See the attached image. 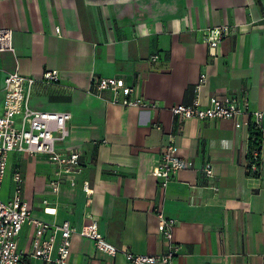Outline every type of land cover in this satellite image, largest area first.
<instances>
[{"label":"crops","instance_id":"0c3cea01","mask_svg":"<svg viewBox=\"0 0 264 264\" xmlns=\"http://www.w3.org/2000/svg\"><path fill=\"white\" fill-rule=\"evenodd\" d=\"M105 6L114 23L102 22L90 0H0V27L13 31L14 48L0 53V89L15 72L34 78L29 107L69 113V136L58 149L77 150L83 161L76 186L63 183L53 195L44 158L9 153L0 199L9 200L20 172L23 199L44 223L80 228L94 221L118 249L160 255L166 244L157 234L158 209L176 223L172 240L179 251L171 264H264V173L249 175L248 127L235 129L227 120L180 122L169 111L193 103L204 72L202 107L212 96L244 94L253 110L264 112V0H134L132 12L122 3ZM223 25L236 34L224 38L212 58L201 34ZM46 71H55L57 81L42 82ZM94 77L121 78L160 110L112 105L109 93L89 92ZM3 99L1 90L0 113ZM169 137L179 156L211 163V175L185 170L167 185L151 176ZM83 182L92 196L82 192ZM30 235L26 227L19 235L23 251ZM69 260L128 264L77 235Z\"/></svg>","mask_w":264,"mask_h":264},{"label":"built area","instance_id":"2783aa9c","mask_svg":"<svg viewBox=\"0 0 264 264\" xmlns=\"http://www.w3.org/2000/svg\"><path fill=\"white\" fill-rule=\"evenodd\" d=\"M59 35V28L55 29ZM236 34L235 27L223 25L208 28L201 34V42L207 47L209 56L215 57V52L224 38ZM13 31L0 27V53H14L12 46ZM161 54L151 57V62H159ZM45 83L57 81L55 71H46L41 77ZM206 82V74L199 75L195 86L197 97L191 105H176L169 109L178 121L195 119L203 122L227 120L233 123L235 129L254 126L260 135V149L253 150L248 160L249 175L264 173V112L253 110L247 96L225 94L212 96L206 107H202L198 99V91ZM36 80L23 76L18 72L9 74L3 80L4 99L0 113V191L6 173V162L9 153L16 152L30 157H42L51 169V179L47 187L51 194L57 195L59 187L67 183L76 186V177L81 173L83 161L77 150L61 152L59 144L67 141L69 136L68 123L71 115L65 112H43L29 107V100ZM89 92L99 96L107 92L108 102L121 108H138L142 110H160L155 102L135 95L134 88L127 86L118 77H94ZM160 130V126H155ZM211 163L200 165L178 154V148L169 137L164 144V152L151 169V176L163 185L171 182L181 171L191 170L211 175ZM13 192L7 202L0 199V264H23L27 261H39L42 264H74L69 260L70 241L74 235L90 240L95 249L107 256L121 254L128 264H171L178 254L179 247L173 243L175 221L167 219L157 209V234L166 244V250L160 255L133 254L122 251L110 244L101 235L94 221L80 228L65 221L59 225L44 223L34 218L31 208L23 199V178L20 172L14 173ZM82 192L90 197L93 191L87 182H83ZM89 202V201H88ZM48 205V201H42ZM88 219L91 220L89 216ZM26 227L30 229V242L27 251L18 246V238Z\"/></svg>","mask_w":264,"mask_h":264},{"label":"rangeland","instance_id":"374dc122","mask_svg":"<svg viewBox=\"0 0 264 264\" xmlns=\"http://www.w3.org/2000/svg\"><path fill=\"white\" fill-rule=\"evenodd\" d=\"M94 6H96V10L99 13L100 16V20L103 21H110L111 23H114V21L112 20L113 18L111 16H109L107 14L108 10H107V6H105L107 3L110 5H114L115 7L118 3H122L126 6H124V8H127L126 11L132 12L133 11V4H134V0H90ZM143 2H147L149 4V0H142ZM107 7V8H106ZM113 7H110L109 10H111ZM102 11L104 13V15L102 14ZM112 18V19H111Z\"/></svg>","mask_w":264,"mask_h":264},{"label":"trees","instance_id":"16d2710c","mask_svg":"<svg viewBox=\"0 0 264 264\" xmlns=\"http://www.w3.org/2000/svg\"><path fill=\"white\" fill-rule=\"evenodd\" d=\"M248 130L250 134L251 152L253 150H259L260 149V135L259 133H257V129L254 126H250ZM23 264H29L27 259H23Z\"/></svg>","mask_w":264,"mask_h":264}]
</instances>
